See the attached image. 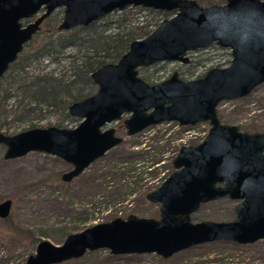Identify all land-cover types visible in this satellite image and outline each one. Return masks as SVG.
Segmentation results:
<instances>
[{"label":"water","instance_id":"1","mask_svg":"<svg viewBox=\"0 0 264 264\" xmlns=\"http://www.w3.org/2000/svg\"><path fill=\"white\" fill-rule=\"evenodd\" d=\"M127 7L159 10L170 16L161 19L146 36L130 41L114 63L102 64L90 73L95 91L66 108L69 116L78 119L75 126L0 133L2 158L13 159L28 152L57 157L69 165L60 175L63 182H69L121 143L114 129L105 126L123 115L127 136L163 122L179 126L206 122L207 132L199 143L179 146L170 161L172 171L145 193L146 201L158 205L157 219L129 214L69 233L58 245L41 239L22 264H60L99 249L110 255L155 254L167 259L205 243L243 245L264 239V198L255 204H241L238 191L225 187L216 174L221 159L212 156L205 160L198 155L212 135H219L239 150L245 162L264 164V131L244 132L236 125L221 123L216 115L218 103L245 97L264 82V56L242 62L233 56L229 45L199 38L198 28L204 24L221 32L242 30L250 21L264 20L263 1L225 0L219 5L200 6L195 0H0V77L54 10L62 9L57 31H67ZM211 44L229 50L226 66L211 67L190 80L181 79L176 71L154 83L138 75L139 68L156 62L186 63L188 52ZM247 175L250 173L242 172L237 184ZM256 175H264V170ZM221 198L236 202L232 220H190L202 204ZM10 210V199L0 201V219Z\"/></svg>","mask_w":264,"mask_h":264},{"label":"trees","instance_id":"2","mask_svg":"<svg viewBox=\"0 0 264 264\" xmlns=\"http://www.w3.org/2000/svg\"><path fill=\"white\" fill-rule=\"evenodd\" d=\"M224 1L196 0L200 6L219 5ZM136 10L146 11L149 19L145 23H136L134 16ZM61 15L62 11L56 9L43 20L36 34L24 44L16 60L0 77V133H15L22 125L27 126L20 130L36 127L32 122L33 119H41L44 112L63 115V121H67V124L75 122L76 119L67 114L66 108L69 103L94 92L95 85L90 79V73L102 64L114 63L126 51L130 41L146 36L161 19L169 14L149 8L127 7L121 11L107 13L86 26L57 31L56 27L61 20ZM67 51L70 53L65 54ZM63 61L67 62L64 70L56 71L54 67L46 69L49 65L60 66ZM198 66H200L199 62L193 64V69L187 74L188 79L201 76H193ZM141 78L148 83H154L149 82L145 77ZM181 79L184 80V78ZM55 126L68 127L60 123ZM152 127L155 126L149 128ZM176 127L179 129L176 132L177 136L186 127L188 128V126ZM244 132L260 131L251 125ZM166 134L165 130L160 133L155 140L156 146L159 147L161 139L169 145L171 138H164ZM135 136H138V133ZM176 138L179 139V137ZM120 144L107 151L110 155L108 163L97 168L95 180H100L96 185L100 190L105 189L106 176L111 173H118L119 178L125 179L126 184L129 182L134 184L135 180L140 179L145 172L147 180H153L159 176V169L162 170L165 166L171 168L170 161L179 147V143H172L171 155L165 166L163 162L159 168L162 160L158 157L159 154L157 157L149 155L151 148L148 145L142 146L141 142L133 141L131 149L125 150L120 148ZM156 152L159 153V150ZM105 154L102 157H106ZM147 156L150 159H147ZM168 174V172L163 174L155 187ZM130 194L131 191L125 193V195ZM232 211L233 208L230 209V212ZM73 218L77 222L70 227L71 229L63 230L64 237L71 232L83 229L80 225L87 219L80 214ZM41 237L44 235L14 221L10 214L0 219V264H22L26 256L33 252L35 244L42 239ZM263 242L264 239L241 245L228 241H215L180 251L167 259L155 254L148 255L151 256L152 264H166L168 261H174V264H248L254 260L264 259L263 252L251 251L258 243ZM23 247L25 249H22ZM97 252L98 250L86 252L80 258L68 262L70 264H120L123 259L131 261L141 255H110L106 252L102 257L90 256ZM233 253H240L242 258L232 262L230 256ZM134 264L141 263L136 261Z\"/></svg>","mask_w":264,"mask_h":264},{"label":"rangeland","instance_id":"3","mask_svg":"<svg viewBox=\"0 0 264 264\" xmlns=\"http://www.w3.org/2000/svg\"><path fill=\"white\" fill-rule=\"evenodd\" d=\"M261 1L264 2V0ZM59 9L62 11L61 8ZM134 13L138 24L145 23L149 19L144 10H136ZM168 14L165 18L170 16V13ZM67 53L70 52L67 51L65 54ZM186 56L188 58L187 64L177 61L156 62L148 67L139 68L138 75L147 78L149 82H158L176 71L180 78L190 80L187 78V74L193 69L192 66L195 62H199L200 66L195 69L194 77L202 75L211 67H224L230 59L228 49L213 44L204 49L188 52ZM66 66L67 62L63 61L60 66L49 65L46 69L54 67L58 71L64 70ZM216 115L221 123L236 125L241 131H245L251 125L258 128V131H263L264 82L245 97L218 103ZM124 118L125 115L105 127L113 128L115 135L122 138L121 149H131L130 146L133 141L141 142L142 146L148 145L151 148L149 155L157 157L159 154L158 157L162 160L159 163V168L163 162L165 166L169 155H171L172 143H179V146L195 145L203 139L208 129L206 122L197 123L186 127L177 136L176 132L179 129L176 126L178 125L175 122H163L154 125L155 127L145 128L138 133V136H127L122 125ZM75 119V122L67 124V121H63V115L44 112L41 119H33L32 122L36 127L55 126L57 123L73 127L78 123V119ZM26 126H20L18 131ZM164 130L167 131L164 138H171L169 145H166L164 139H161L158 147L155 140ZM156 150H159V153ZM2 152L3 146L0 145V201L10 199V216L14 221L44 235L41 237L42 239H46L55 245L63 241V230L71 229L70 227L77 222L73 217L79 214L87 217L85 222L80 225L83 228L95 223L109 221L115 217L124 219L129 214L136 217L157 219L158 205L146 201L144 195L155 188L157 181L163 174L172 171V168L165 166L162 170L159 169V176L150 181L147 180L145 172L140 179L135 180L134 184L131 182L126 184L125 179L119 178L118 173H111L106 176L105 189L100 190L96 186L100 182V180H95L97 178L96 171L101 165L108 163L109 152L105 154L106 157L96 159L69 182H63L60 179V175L69 169V165L57 157L44 153L28 152L23 156L4 160ZM147 157L150 159L149 156ZM127 191H131V194L125 195ZM235 204V201L225 198L209 201L192 213L190 220L192 222L232 220L234 213L233 211L230 212V209ZM251 251L253 253L263 252L264 255V242L258 243ZM106 252L104 249H99L96 254L90 256L102 257ZM240 255V253H233L230 256L232 262L239 261L242 258ZM151 260V256L148 254H141L131 261L123 259L120 264H134L136 261L141 264H152ZM62 264L70 263L65 261ZM166 264H174V261H168ZM248 264H264V259L254 260Z\"/></svg>","mask_w":264,"mask_h":264},{"label":"clouds","instance_id":"4","mask_svg":"<svg viewBox=\"0 0 264 264\" xmlns=\"http://www.w3.org/2000/svg\"><path fill=\"white\" fill-rule=\"evenodd\" d=\"M193 27L197 26L193 25ZM198 28L199 38L215 39L229 45L233 56L239 57L242 62L257 55L264 56V20L255 19L250 21L242 30L229 32H221L204 24L199 25ZM198 155H202L205 160L212 156L221 159L216 174L225 187L234 188L238 191L241 204L246 201L255 204L264 198V175H256L258 171L264 170V164L245 162L239 150L232 148L231 144L223 137L212 135L203 152L198 153ZM242 172L250 173V175L245 176L237 184Z\"/></svg>","mask_w":264,"mask_h":264},{"label":"flooded vegetation","instance_id":"5","mask_svg":"<svg viewBox=\"0 0 264 264\" xmlns=\"http://www.w3.org/2000/svg\"><path fill=\"white\" fill-rule=\"evenodd\" d=\"M54 11H55V10H54ZM51 13H52V12H51ZM35 17H36V16H34L33 18H35ZM47 17H48V16H47ZM47 17H46V18H47ZM44 19H45V18H44ZM44 19H43V20H44ZM43 20H42V22H43ZM42 22H41V23H42ZM41 23L39 24V28H40ZM39 28H38V30H39ZM38 30H37V31H38ZM37 31H36V32H37ZM36 32L33 34V36L36 34ZM33 36H32V37H33ZM30 40H31V39H30ZM26 43H27V42H26ZM23 46H24V45H23ZM187 63H188V61H187L186 63H183V64H187ZM5 72H6V71H5Z\"/></svg>","mask_w":264,"mask_h":264}]
</instances>
